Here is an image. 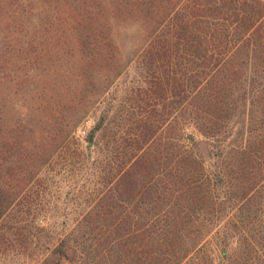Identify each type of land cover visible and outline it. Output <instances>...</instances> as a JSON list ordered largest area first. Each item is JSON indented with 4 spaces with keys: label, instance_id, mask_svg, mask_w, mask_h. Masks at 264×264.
<instances>
[{
    "label": "trees",
    "instance_id": "obj_1",
    "mask_svg": "<svg viewBox=\"0 0 264 264\" xmlns=\"http://www.w3.org/2000/svg\"><path fill=\"white\" fill-rule=\"evenodd\" d=\"M65 3L66 17L48 14L55 8L46 0L28 3L29 45L37 32L44 37L45 60L30 49L15 67L25 75L0 81L25 87L38 114L29 132V235L44 234L46 253L68 264H264V0L146 2L152 28L128 103L112 118L100 110L82 135L78 124L99 110L118 60L105 14L91 15L87 0ZM59 164L83 172L79 207L71 223L40 225L46 173ZM7 180L0 177L1 214L18 196Z\"/></svg>",
    "mask_w": 264,
    "mask_h": 264
},
{
    "label": "rangeland",
    "instance_id": "obj_2",
    "mask_svg": "<svg viewBox=\"0 0 264 264\" xmlns=\"http://www.w3.org/2000/svg\"><path fill=\"white\" fill-rule=\"evenodd\" d=\"M33 1L36 0H0V81L15 77V74L16 76L17 74L25 75L23 71L16 73L15 67L17 68L26 60L28 63L31 57L28 51L32 49H35L33 53H37L40 62L45 60L44 37H40L37 32L36 40L29 45V37L32 33L26 22L28 18L25 13L32 9L29 4ZM46 1L53 6V9L55 8L51 11L47 9L48 14H53L54 11L58 16H69L70 9L65 0H61V4L58 3L57 6L52 0ZM87 1L91 6L93 5V8L87 9L91 15H97L98 12L106 16V26L117 55L119 74L110 82L107 95L103 98L99 110L94 113L90 107L91 112H88L79 122L78 135H82L85 129L93 125V120L100 110L102 113L107 111L112 118L118 108L128 103L124 101L128 98L125 90L135 79L136 57L152 28L144 15L146 11L143 10L145 3L152 0H104V6L98 10L95 0ZM62 29V23H52L50 27L52 31ZM21 45L23 47L20 52ZM26 91L25 87L20 86L19 89L12 90L8 88L6 82L0 83V177L8 179L5 181L8 192L18 195L12 201L13 203L11 202L9 209L0 213V264H68L67 261L46 253L44 234L29 235L30 229L34 230L30 225L31 214L27 213V195L32 188L29 170L31 144L29 132L32 119L38 114L30 110ZM10 143L13 145L16 143L14 149L17 156L13 154V157L8 160L4 158V153L8 148L7 144L10 146ZM196 151L202 158L207 157L208 146L205 141L201 139L198 141ZM8 168L11 172L7 174ZM63 169L64 166L59 164L56 168L54 167L51 174L46 173L49 186L48 189L44 186L45 200L37 205V222L40 225H43L47 218L51 222L60 224L64 221L71 223L75 217L73 211L79 207L77 191L82 188L81 181L75 178L77 174L83 172L77 173L71 166L66 171ZM40 172L41 176L45 175V169ZM17 227H21L18 232L22 234L19 236L13 234Z\"/></svg>",
    "mask_w": 264,
    "mask_h": 264
}]
</instances>
